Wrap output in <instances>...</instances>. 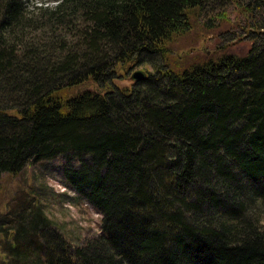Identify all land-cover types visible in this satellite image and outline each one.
I'll list each match as a JSON object with an SVG mask.
<instances>
[{
  "label": "trees",
  "instance_id": "1",
  "mask_svg": "<svg viewBox=\"0 0 264 264\" xmlns=\"http://www.w3.org/2000/svg\"><path fill=\"white\" fill-rule=\"evenodd\" d=\"M230 5L248 50L171 66ZM57 157L99 233L71 242L40 184L0 212V264H264V0H0V172Z\"/></svg>",
  "mask_w": 264,
  "mask_h": 264
},
{
  "label": "rangeland",
  "instance_id": "2",
  "mask_svg": "<svg viewBox=\"0 0 264 264\" xmlns=\"http://www.w3.org/2000/svg\"><path fill=\"white\" fill-rule=\"evenodd\" d=\"M54 2H51V4ZM191 30L181 36L175 37L171 43V51L168 62L171 66L187 64L197 59L216 58L222 53L231 52L243 54L249 48V41L227 39L242 23L243 15L233 5L224 11V19L219 20L211 28L206 23V17L201 14L192 17ZM182 61V62H181ZM136 69L150 70L147 65H140L123 72L114 80L116 85H129L130 73ZM177 69V68H176ZM91 82L77 86L74 91L84 88H95ZM61 157L48 161L25 166L18 174L0 172V212L8 204L11 212L19 213L28 206L27 195L37 191V186L43 184L50 194L47 199H42L48 218L58 225L71 242L83 241L96 233H99L101 214L84 200L76 197V194L64 186L61 180ZM29 192H25V191ZM37 200H32L34 203ZM29 208V207H27ZM3 242V240H2Z\"/></svg>",
  "mask_w": 264,
  "mask_h": 264
},
{
  "label": "water",
  "instance_id": "3",
  "mask_svg": "<svg viewBox=\"0 0 264 264\" xmlns=\"http://www.w3.org/2000/svg\"><path fill=\"white\" fill-rule=\"evenodd\" d=\"M146 77V71L143 69H136L130 74V79L132 81L142 80Z\"/></svg>",
  "mask_w": 264,
  "mask_h": 264
}]
</instances>
